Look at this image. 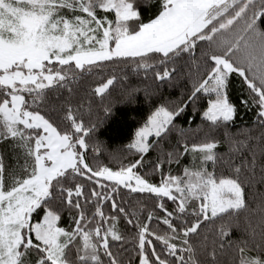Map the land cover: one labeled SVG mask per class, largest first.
Instances as JSON below:
<instances>
[{"label":"snow or ice","instance_id":"1","mask_svg":"<svg viewBox=\"0 0 264 264\" xmlns=\"http://www.w3.org/2000/svg\"><path fill=\"white\" fill-rule=\"evenodd\" d=\"M261 24L264 0H0V264H264V199L240 223L264 185ZM120 65L146 99L184 87L105 163L85 115L112 117Z\"/></svg>","mask_w":264,"mask_h":264},{"label":"trees","instance_id":"2","mask_svg":"<svg viewBox=\"0 0 264 264\" xmlns=\"http://www.w3.org/2000/svg\"><path fill=\"white\" fill-rule=\"evenodd\" d=\"M261 29L264 30V24L260 25ZM117 76V81L115 86L112 89L111 95L109 99L113 103V114L109 120H104V114L102 111L97 108H93L92 116L89 117L85 115L86 122H96L100 124L101 127V135L99 137L101 144L100 147V155L99 160L101 162H109L113 156L118 155V150L121 149L124 145L130 142L131 135L135 132L136 127L140 126L150 114V110L152 108L153 102L159 103L164 99H174L179 96L181 93V88L184 87V83H181L179 86L169 88L165 85L162 89L163 95L159 98L152 97L150 100L145 98L143 89L151 85L152 81L149 77L145 79L144 73L136 74L132 72L131 68H126L123 65L117 67L115 72ZM235 79V78H234ZM239 81L237 80L234 88L237 90L236 95H239ZM138 88L141 89L138 93H136L137 99L134 103L127 104L124 102L123 93L126 90ZM189 112H191V108H189ZM194 123L191 124V128L195 129L198 124H200V116L195 115L193 117ZM248 116L244 117L245 126H247ZM103 121V123H101ZM178 123H181L178 121ZM240 125V121L238 119L237 126ZM185 128L187 135L191 139L193 133L189 132V125L182 124ZM232 131L236 130V126H234ZM205 131L207 129L205 128ZM202 136L203 134H198ZM220 138L222 139V132L220 133ZM173 142H175V133H173ZM91 143V141H90ZM220 152H226L227 148L224 145L219 147ZM129 158L130 155L125 153ZM185 163H187V158H185ZM113 164L115 162L113 161ZM243 179V177H242ZM259 177H257V182L254 184L248 199V207L251 210L249 213L241 214L240 223L241 226L245 224V215H248L253 223H256L259 219V210L257 208L258 203L261 199H264V185H261L259 182ZM65 224L62 226H66L67 214L64 217ZM235 232V229H233Z\"/></svg>","mask_w":264,"mask_h":264}]
</instances>
